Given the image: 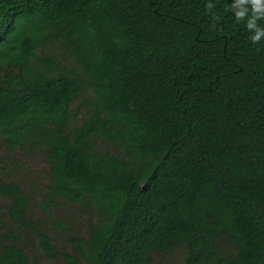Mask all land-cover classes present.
<instances>
[{
    "label": "trees",
    "instance_id": "trees-1",
    "mask_svg": "<svg viewBox=\"0 0 264 264\" xmlns=\"http://www.w3.org/2000/svg\"><path fill=\"white\" fill-rule=\"evenodd\" d=\"M206 2L0 0V146L69 247L0 174V264H264V41Z\"/></svg>",
    "mask_w": 264,
    "mask_h": 264
},
{
    "label": "rangeland",
    "instance_id": "rangeland-1",
    "mask_svg": "<svg viewBox=\"0 0 264 264\" xmlns=\"http://www.w3.org/2000/svg\"><path fill=\"white\" fill-rule=\"evenodd\" d=\"M54 53H58V50L52 49ZM76 104L73 106L74 110L76 109ZM86 114L85 106L83 108H78V117H82ZM45 167V160L43 156L39 153L33 155L24 156L20 152H9L5 148L0 146V174L2 177L7 178L6 180L16 179L20 180L22 185V190L24 194L27 195L30 202V208L33 210V213L41 219L42 229L51 237L54 245L57 246V250L68 249L66 237L63 233L66 231L67 227L62 226L59 228V231L56 232L51 228V225L47 217L43 216L42 208L37 206L36 203L40 204V198L37 192L40 191L39 182L44 180L45 175L43 173ZM11 174V176H9ZM8 176V177H7ZM6 201L0 198V217L2 220H5L4 207ZM71 206L68 203L62 204L57 210V214L64 213L66 215L65 221L72 220L74 228L78 231L86 232V218L82 215L80 209L75 208L71 210ZM69 223V222H68ZM30 240V241H29ZM23 245L27 248V253L34 259L40 260V264H63V260L58 257L56 260H50L46 258L45 255L41 253L38 248V245L33 242L31 247V242L33 241L32 236L27 235L22 239ZM179 251H174L173 257L170 258L172 263H175V259L178 258ZM167 259V257H165Z\"/></svg>",
    "mask_w": 264,
    "mask_h": 264
},
{
    "label": "clouds",
    "instance_id": "clouds-1",
    "mask_svg": "<svg viewBox=\"0 0 264 264\" xmlns=\"http://www.w3.org/2000/svg\"><path fill=\"white\" fill-rule=\"evenodd\" d=\"M205 6L212 11L216 4L214 0H207ZM227 7L237 22H244L252 45L264 41V0H231Z\"/></svg>",
    "mask_w": 264,
    "mask_h": 264
}]
</instances>
